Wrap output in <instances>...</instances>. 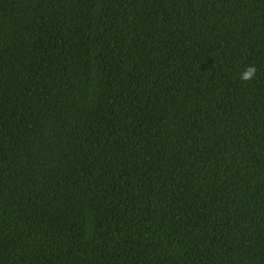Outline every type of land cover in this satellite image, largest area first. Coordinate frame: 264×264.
<instances>
[{
    "label": "trees",
    "instance_id": "16d2710c",
    "mask_svg": "<svg viewBox=\"0 0 264 264\" xmlns=\"http://www.w3.org/2000/svg\"><path fill=\"white\" fill-rule=\"evenodd\" d=\"M0 264H264V0H0Z\"/></svg>",
    "mask_w": 264,
    "mask_h": 264
},
{
    "label": "clouds",
    "instance_id": "9594fccd",
    "mask_svg": "<svg viewBox=\"0 0 264 264\" xmlns=\"http://www.w3.org/2000/svg\"><path fill=\"white\" fill-rule=\"evenodd\" d=\"M256 72H257L256 66L249 65L245 68V70L242 73H240L239 80L242 83L246 84L247 82H250L255 79Z\"/></svg>",
    "mask_w": 264,
    "mask_h": 264
}]
</instances>
